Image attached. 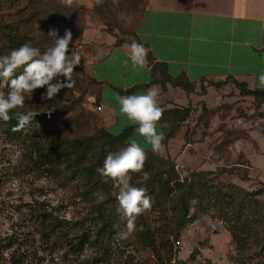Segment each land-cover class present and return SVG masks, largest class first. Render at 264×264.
Masks as SVG:
<instances>
[{
  "label": "rangeland",
  "instance_id": "rangeland-1",
  "mask_svg": "<svg viewBox=\"0 0 264 264\" xmlns=\"http://www.w3.org/2000/svg\"><path fill=\"white\" fill-rule=\"evenodd\" d=\"M143 4L144 0H0V55L7 53L4 35L11 31L29 35L43 52L52 46L50 29L61 37L70 30L69 55L76 52L78 37L88 24L129 35ZM72 79V88L61 89L50 100L42 98L46 87L34 90L24 107L14 111L54 112L45 130H64L71 141L92 137L97 153L66 158L62 151L48 150L52 134L47 131L19 140L0 121V264H264V196H251L263 186L243 157L247 145L256 149L251 133L264 139V112L257 103L230 94L231 104L193 109L182 131L184 140L175 143L178 156L167 150L154 153L147 145L145 151L153 155L146 153L142 172L130 173V183L146 188L153 203L137 217L134 232L125 236L118 235L126 232V218L118 211L119 189L97 168L109 153L127 145L104 144L101 149L102 124L90 102L92 81L80 66L74 68ZM43 149L51 155V164L36 168L32 151ZM156 156L170 158L181 178L192 172L215 173L195 177L196 199L191 200L188 221L179 241L172 243V252L159 240L154 252L140 237L147 225L159 231V237L172 213L170 204L165 213L158 209L147 187L149 177L143 175L149 158L158 166ZM199 193L205 197L201 202ZM102 217L109 223L101 222ZM235 233H244L246 242L235 240ZM193 254L196 261L190 262Z\"/></svg>",
  "mask_w": 264,
  "mask_h": 264
},
{
  "label": "crops",
  "instance_id": "crops-1",
  "mask_svg": "<svg viewBox=\"0 0 264 264\" xmlns=\"http://www.w3.org/2000/svg\"><path fill=\"white\" fill-rule=\"evenodd\" d=\"M129 30L132 33L122 36L103 25L88 24L77 41L81 47L78 66L95 89L90 90L92 108L109 134L117 136L138 126L119 111L116 96L140 94L153 84L159 85L158 103L163 111L190 106L192 110L214 109L231 104L230 94L255 102L252 96L242 95L233 80L250 90L264 89L258 85V76L264 72V0H144ZM133 39L150 49L142 68L125 63L127 45ZM101 49L104 54L97 58ZM155 64L165 65L172 80L195 85V91L187 93L171 83H166V88L152 83L160 77L153 71ZM133 88L136 92L129 93ZM259 107L264 112V104ZM187 122L164 145L169 155L178 156L175 143L179 138L184 140L182 131ZM158 131H162L159 124ZM251 138L257 143L256 149L247 145L243 157L264 186V139L252 133ZM132 140L144 150L150 147L135 130L128 139Z\"/></svg>",
  "mask_w": 264,
  "mask_h": 264
},
{
  "label": "clouds",
  "instance_id": "clouds-1",
  "mask_svg": "<svg viewBox=\"0 0 264 264\" xmlns=\"http://www.w3.org/2000/svg\"><path fill=\"white\" fill-rule=\"evenodd\" d=\"M48 37L52 46L41 52L31 42H26L8 54L0 55V120H17V128H24L35 120L36 111H10L23 108L26 98H31L34 90L46 87L42 98L52 99L61 89L72 88L75 81L72 79L74 68L81 62V57L74 53L67 54L72 41V33L66 30L61 37L56 29H50ZM128 60L132 67L142 68L147 63L149 48L133 39L129 45ZM101 49L97 58L103 56ZM22 68L18 75L17 70ZM59 77H63L61 80ZM55 79V82H53ZM258 85L264 88V72L258 76ZM4 89H7L5 91ZM159 85L153 84L140 94L116 96L119 111L127 119L138 125L135 132L143 137L146 144L151 146L154 153L164 151V134L158 131V122L161 120L163 109L158 103ZM147 159L144 147L136 140H132L126 147L117 153H109L103 166L97 172L113 179L118 187V211L126 218V232L118 235H131L135 228V221L139 215L152 207V198L144 187H134L130 183V173H140ZM147 177L148 173L143 172Z\"/></svg>",
  "mask_w": 264,
  "mask_h": 264
},
{
  "label": "trees",
  "instance_id": "trees-1",
  "mask_svg": "<svg viewBox=\"0 0 264 264\" xmlns=\"http://www.w3.org/2000/svg\"><path fill=\"white\" fill-rule=\"evenodd\" d=\"M57 13L58 10H55ZM34 17V16H31ZM30 18V17H29ZM29 18L25 21L27 22ZM7 32V31H6ZM112 32V31H109ZM6 38V41L8 42V45L5 47L8 54L10 50L16 49L23 45L26 42H31L32 46H35V41L32 39L29 35H18L15 32H7V34L4 35ZM118 45L121 43L118 42ZM151 57L148 56V60L151 62ZM154 73H159L158 78H154L152 83H160L164 88H166V83H171L174 86H179L183 88L187 93H192L195 91V85L190 83H183L179 80H172L167 73V67L165 65H159L155 64L153 66ZM22 72V68L17 70V75ZM235 86L240 90L241 94L244 96H252L255 100V103L260 106L261 104H264V89H255L250 90L248 89L246 84L238 83L237 81L233 80ZM137 88H133L129 91V93L136 92ZM260 108V107H259ZM191 106L186 109H171V110H165L163 111L161 120L158 122L160 125L162 132L164 134V140L163 144H167L168 141L171 138H174L176 133L180 130L182 124L190 119L191 116ZM206 110V109H204ZM15 112L14 110L10 111V115ZM206 112H209L206 110ZM38 115L35 117V120L31 122L29 125H27L24 128H17V120L15 118H12L8 121H5L7 123V127L9 128L11 137L16 139H22L24 136L30 137V135H33L35 137L42 136L44 134V131H47V134L51 135L50 139V145H48V150H56L61 152L62 155L66 158L69 155L72 154H80V155H89L93 153L98 152V145L95 143V141L92 139V137L87 140L86 137L82 138H75V140H70L68 136L64 135L63 131L59 132L58 129L52 130L49 129L45 130L47 126H49L54 116L56 115L52 111H44V112H38ZM2 121V120H0ZM51 130V131H50ZM135 130V128H128L125 129L121 134L115 136L112 134H109L103 127L99 130L101 139L103 140V146L104 144H111V145H128L129 144V137L132 134V132ZM53 132V133H52ZM107 140V141H106ZM105 147L103 146L101 149L103 150ZM100 149V150H101ZM101 150V151H102ZM45 151L47 149H43L41 151H32L30 160L34 163L36 168H42L46 167L49 164H51L50 154L46 155ZM145 153L149 155H153L151 151H145ZM156 160L159 161L158 166H155L154 163L149 158L147 160L146 164V172L148 173V180L150 181L149 184H147L148 190L150 193L154 196L156 200V204L158 209L163 211L165 213L166 210H169L167 208V205L170 204V209L172 210L171 217L168 216V220L165 222V225L163 226V229L160 234V236H156L157 233H160L159 231L156 233L153 230L150 229V226L147 225L143 226L140 232V237L143 243L147 244L148 247H150L154 252H158L157 245L159 240V245L161 247H164L165 249H168L169 252H172V243L178 242L180 237V232L182 228L186 225L189 215H190V204L191 200L196 199V179L195 177H203L206 174H214V172H192L189 176H186L184 178H181V175L176 171L175 169V163L170 159H162L160 157L156 156ZM200 190V189H199ZM204 193V192H203ZM264 195V186L254 192L251 193V196L253 197H259ZM199 199L200 202L205 199L202 195L199 193ZM102 211H99L98 213H101ZM101 222H107L110 220H106L105 218H100ZM111 224L113 222L111 221ZM114 226V224H113ZM159 230V229H158ZM239 231L242 230V228L238 229ZM249 230L246 232V237H249ZM244 234V233H243ZM243 234H237L235 233V240L238 241H244L246 242V239H243ZM238 246V244H237ZM158 256L159 253H158ZM196 261V254H193L190 258V262ZM178 264H187V263H178Z\"/></svg>",
  "mask_w": 264,
  "mask_h": 264
},
{
  "label": "built area",
  "instance_id": "built-area-1",
  "mask_svg": "<svg viewBox=\"0 0 264 264\" xmlns=\"http://www.w3.org/2000/svg\"><path fill=\"white\" fill-rule=\"evenodd\" d=\"M80 46H78L77 48H76V52L74 53V54H76V55H79L80 57H81V54H80ZM97 110H99V111H101V107H97Z\"/></svg>",
  "mask_w": 264,
  "mask_h": 264
}]
</instances>
